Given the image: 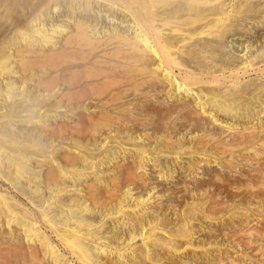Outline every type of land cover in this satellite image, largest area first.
<instances>
[{
  "label": "rangeland",
  "instance_id": "1",
  "mask_svg": "<svg viewBox=\"0 0 264 264\" xmlns=\"http://www.w3.org/2000/svg\"><path fill=\"white\" fill-rule=\"evenodd\" d=\"M208 1L205 9L202 7L203 3L202 5L200 3L199 7H195V4L191 6V3H188L186 8L191 7L190 11L192 12L190 13H193L194 10L196 12L199 9L201 11L205 10L204 13L211 12L215 17L216 14L219 16L220 12L221 15L225 12L226 15L224 13L223 22L216 23L211 20L212 24H216H214V27L211 25L210 35L194 34L192 38L188 39V41L186 39L185 43L181 44L183 46L180 47V51L172 50L173 57L176 58L179 66L173 64V77L175 76L174 79L177 81H181V79L185 81L186 78L183 79V77L187 75L185 83L191 86V89L187 92L176 91L177 88L173 81L170 82V80L164 78L161 72L153 71L154 61L151 64L152 60L140 62V67L138 66L139 62L135 64L136 67L131 64L133 68L130 66L123 67L126 69H124L125 74L127 73L126 71L132 73H127L128 78L126 75L123 76L121 71L123 68H121L122 74H114L113 79L108 78L109 82H107L108 80L106 83L104 81V86L107 85L108 87H106V91L102 87L103 83L101 82L99 85L103 90L101 88H99L100 91L97 90L99 96L97 93H95L97 96L94 94L96 97L92 95L94 99L97 98L95 100L93 98L92 100L91 96H89L85 100L75 101L71 98L72 94H70L72 100H69L70 98L65 100V96L63 98L60 96L57 99L54 96L55 88H57V92L63 90L67 93L68 90L71 93L72 91L70 87H66L68 88L67 90L66 88L63 89L64 87L60 82H57L58 85L56 84L52 91H44L49 93V97L45 96L46 98H43L37 96L41 88L38 86L36 88L30 81L26 85L25 83L20 84L14 77L3 79L0 85L1 88H5L7 81L11 80L12 82L14 80L15 87L19 86V89H23V93L30 92L28 95L25 93V99H32L35 95L39 99L37 101L34 100L33 104L36 102L40 104L39 106L37 105L38 108L28 105L31 109L33 108L32 110L35 107L36 109L35 113L34 111L27 113V111H19V107H27L25 101L24 104H21L23 98L21 100L18 96H15L10 101L5 98L6 96L0 97V105L2 106V111L7 114L6 117L8 116V119L14 117L12 120L9 119L11 123L13 122L11 124L14 126H11L13 131H10L12 129L2 128V131H5L3 134H5V139H11L9 137L12 135L14 139L16 135L13 141H17L14 146L10 144V147L5 143L7 145L4 146L5 150L17 155V157H20L18 153L24 152L21 155L26 156L32 150L33 157L39 160L38 163H34L35 161L32 158V161L29 164L27 163L28 166L30 165V169L33 167L28 173L30 172L31 178L34 175L32 179L36 184L33 181L31 183L23 181L16 183L13 179H11V183L0 178V192L4 193L7 198L13 199L12 202L15 204L17 203L15 208L19 207V210H16L21 211V208L25 206V209L28 208V211L40 218V209L42 207L44 209L47 208V210L45 209L46 213L48 212L50 218L53 219L57 227L59 225V228L62 221L63 223L67 221L71 224L82 218L89 220L92 228L81 225V229L85 231L89 228L91 229L89 231L93 234L96 231V239L101 235L102 239L100 237L98 241L108 245L107 248L109 249H105L110 251L108 252V257L104 256L106 253L104 255L101 253L102 256L99 255L97 258V260L99 259L98 261H103V263L105 261L104 264H223L222 262L228 256L229 259L233 260L232 264H264V0ZM223 1L225 2L224 4ZM173 3L169 5L175 7L178 4L176 2ZM61 8L62 5H60ZM95 11L96 8L94 13ZM195 11L194 13H196ZM91 13L93 12L91 11ZM212 15L210 18L213 17ZM98 18L102 20L105 16H99ZM107 20H102L103 24L101 23V26H104V29L111 27L110 22H113H108ZM106 21L107 24L105 23ZM116 23L119 24V21H115L114 24ZM219 24L222 27L225 26L217 28ZM119 25L122 29L127 24ZM202 26L203 23L197 21L185 29L189 27L188 31L193 34L194 30H199ZM128 27L125 26L124 28L128 30V33L132 32L131 28ZM204 49L208 50L205 51ZM243 64L248 66L246 70L239 71L232 76L227 74L229 70L239 68ZM143 65H145V68ZM147 71L150 72L148 73ZM78 72V76H84L86 71L79 69ZM193 74L194 77L191 76ZM112 76L110 77L112 78ZM193 78L196 79L195 82L192 80ZM25 86L27 87L26 89ZM93 90L96 91V89ZM42 91L40 92L41 94L44 93ZM113 93H117L115 94L116 96ZM31 95L32 97H30ZM55 97L56 100H54ZM48 98H51L50 101H48ZM88 98L90 99L88 100ZM43 101L46 104L49 102V106ZM58 101L62 102L60 106L57 105ZM15 103L21 106L10 109ZM42 104L43 107L41 106ZM101 114L104 115L102 116ZM87 116L90 117L88 118ZM6 117L2 120L4 121ZM30 117L33 121L39 122L34 124L32 122L26 123V120ZM7 118L6 122H8ZM2 120L0 119V122ZM15 121L17 122L14 123ZM40 123H44L42 125L43 129ZM227 127L233 128L227 129ZM30 133L31 135H28ZM26 134L27 136L25 137ZM36 135L38 137H35ZM130 139L131 141H129ZM34 140H37V143ZM31 141L37 144L34 147L36 149L29 147ZM139 149L144 150L139 152ZM222 149L224 150L223 152ZM14 151H16V154ZM20 151L22 152L20 153ZM143 152L146 153L141 161ZM59 154H63V156L66 154L68 158L66 155L62 157ZM48 170L55 172V177L59 174L58 177L60 176L61 180L55 178V183L50 181L43 183L45 171L47 172ZM63 172L67 174L70 172L68 174L69 178L67 175L64 176ZM72 175L76 178L78 175L80 180L77 178L76 180L79 181L74 180L76 182L74 183L72 178L74 179L75 177H72ZM112 177L113 179L110 180ZM132 180L133 182H131ZM135 181L138 182L136 183ZM42 183L44 185L50 183L51 190L52 185L54 188L56 186L58 188L60 184H63L62 187L67 186V194L64 193L58 198V196L53 194V191L46 187L44 188ZM90 183L93 184L91 185ZM115 187L117 188L115 189ZM32 189H36L41 193L43 191L44 198L48 194H53L54 196L51 195L52 197L56 196L55 198H58L63 203L72 204L71 200H74L76 205H72L70 208L67 205L59 208L58 206L55 207L56 204L54 205L53 201L52 204L47 205L48 203L41 201V196H37V193L33 192ZM74 189L78 190V192ZM92 189H94L96 194ZM126 190L128 193L129 191L131 192L127 197L125 194ZM91 193L93 194L90 195ZM107 193L108 195H106ZM88 194L90 198H88ZM130 194L134 199L130 198ZM94 197L100 203L102 202L101 204L97 202L100 204H97L100 210L94 208L96 211L85 213L78 208L82 200L91 206L92 203L96 202V200L92 199ZM140 199L144 201L143 204L139 202ZM19 203H21L20 206ZM119 203L125 204L122 205L124 208L123 212H121L122 214L115 212ZM84 220L81 221L83 223L87 222V220ZM40 222L41 231L43 230L50 237L53 244L57 245V249L66 257H69V260L72 259L67 251L62 249L61 244L57 242L47 223H44V221ZM153 225L155 229H158L154 230L156 235H152L151 238L146 239V243H142L138 232H145L147 228L149 229ZM1 227L3 228L4 226H0V232L5 235L4 233L9 228L7 230L5 227L4 229ZM11 228L13 233L15 227L11 226ZM247 230L250 232L248 234L250 238L248 248L244 244V239L241 235L242 231L247 232ZM156 231L158 232L156 233ZM185 232H187L186 235L190 236V238L188 236L187 238L185 237L188 239L187 241L184 238ZM130 233L135 238L132 239L133 241L127 242ZM19 245H22V242ZM91 250L95 251L93 252L94 254L100 252V250ZM48 261L46 263L44 261V264H52L50 261L48 263ZM73 263L78 264L74 260Z\"/></svg>",
  "mask_w": 264,
  "mask_h": 264
},
{
  "label": "bare ground",
  "instance_id": "2",
  "mask_svg": "<svg viewBox=\"0 0 264 264\" xmlns=\"http://www.w3.org/2000/svg\"><path fill=\"white\" fill-rule=\"evenodd\" d=\"M213 1H211V2H213ZM173 2L174 3L176 2V4L177 3L178 4L175 7L174 6L171 7L169 4H172ZM208 2H209L208 0H0V85H1V82L3 81L4 78H6V77H10V78L14 77V79L15 80L17 79L18 82H20V84L21 83H23V84L27 83L28 84V82L30 81L31 83H33V86H35V87L38 86L39 88H41L40 92H41V90H43L42 92H44V91H48V90L52 91V89H54V87H56V84L58 85L57 82H60V84H62L63 87H64V88L62 87L63 89H65L66 87H70V89L72 91H71V93H69L68 90H67L68 88H66L67 93L64 92L63 90L57 92V88H55L56 90L54 92V96H56L57 99L60 98V96L62 98L65 96V100L66 99L68 100V98L71 97L70 94H72L71 98H73V100H75V101H81L82 99L85 100V98H87L89 96H91V99L92 98L94 99V97H96L97 94L99 96V93L97 92V90L100 91L99 88L102 89V87H104V89L106 91V89L108 87H107V85L104 86V84L106 83L108 78L113 79L114 74L118 75L119 73H121V71L123 72V76L126 75V77H127L128 74H132V73H128V71H126L128 74L127 73L125 74L124 69L126 68V66L127 67H129V66L132 67L131 64H134V67H136L135 64H137L138 62H139V64H138V66H139V65H141L140 62H142V61L152 60L151 64L154 61L153 62L154 66H153V68L152 67H150V68H152L153 71H158L159 73L161 72V74H162V76L164 78H167L168 80H170V82L173 81L175 86H176V88H177L176 91L181 90L183 92H187V91H189L191 89V86L186 85V83H185V81L187 80V77H186L187 75H185L184 77L182 76L183 79L186 78L185 81L182 80V79H181V81H177L176 79H174L175 76L173 77L174 73L172 72V70H173L172 66H173V64L177 65V61H176V58L173 57L172 50L176 49V50L180 51L181 50L180 47L183 46L181 44H183V42L186 41V39L188 41V39L192 38V36L194 34L195 35L196 34H198V35L209 34L210 31H211V25L214 27L215 26L214 24H216L217 22H219V23L223 22L224 13L225 12H223L222 15H221V12H220L219 16H218V14L214 13V14H216V17H215V16L212 15L213 13H211V12L210 13L209 12L204 13L205 10L201 11L199 9L200 11L197 10V12L194 10L196 13H194V11H193V13H190V12H192V11H190L191 7L190 8H186V5L188 3H191L190 4L191 6L193 4H195V7L196 6L199 7V4L201 3V5H202V3H203L202 7H204V9H205V5H207ZM224 3L225 2L223 1V4ZM60 5H62L61 9H60ZM220 5H221V3H220ZM238 7H239V5H238ZM95 8H96V11L94 13V9ZM232 8H234V7H232ZM208 9H210V8H208ZM91 11L93 13H91ZM212 11H213V8H212ZM101 13H103V14H101ZM186 13L189 14V15H187ZM185 14L187 15V17H186ZM211 15L213 16L212 18H210ZM225 15H226V13H225ZM99 16H103V17L105 16V18L108 19L107 20L108 22L109 21H113V22H110L111 27H108V29H104L105 27L103 26L104 27L103 28L101 26V23H102L103 19L104 20H106V19L103 18L102 20H100L101 18L99 19L98 18ZM225 19H226V16H225ZM211 20H213L216 23L212 24ZM107 21L105 22L106 24H107ZM115 21L116 22L119 21V24H124V23L127 24L125 26H129L128 28H131L132 32L128 33V30H126L124 28L125 26H123L122 29H121L119 27L120 26L119 24H117V23L114 24ZM197 21L203 23V26H202L201 29L194 30L193 34H192V32L190 33L188 31L189 27L187 29H185L187 26H189L190 24L192 25L193 23H196ZM185 25H187V26H185ZM219 25L217 26V28L218 27L219 28L222 27L221 25L220 26ZM106 27H107V25H106ZM190 28H191V26H190ZM186 30H187V32H186ZM189 33L192 34V35H190ZM208 49H206V50H208ZM200 55H202V54L200 53ZM190 58H192V57H190ZM202 64H203V62H202ZM144 66L145 65H143V67ZM123 67H125V68H123ZM247 67L248 66L246 64H243V66H241L239 68L229 70V72L227 74H229V76L235 75L239 71L246 70ZM121 68H123V69H121ZM79 69L80 70L82 69V71H86L84 76H82L81 74L80 75L82 77L78 76V74H79L78 70ZM120 69H121V71H120ZM80 73H81V71H80ZM110 76H112V78ZM153 76H154V74H153ZM191 76L194 77V74L191 75ZM221 76H222V74H221ZM236 76H238V75H236ZM117 77H115V78H117ZM188 77L190 78L189 74H188ZM129 78H131V77H129ZM157 79H159V78H157ZM217 79H218V77H217ZM192 80H194V82L196 81L195 78H193ZM104 81H105V83H104ZM197 81H202V80H197ZM13 82H14V80L12 82H11V80L7 81L6 84H5V88H1L0 87V97L6 96L5 98L9 99L10 101H12V99L15 96L16 97L18 96L21 100L23 98V101L21 102V104L22 103L24 104V101H25L27 103L26 104L27 107L26 108L19 107L21 109V110L19 109V111H27V113L28 112L32 113L34 111V113H35V109H36L37 105L39 106L40 104H38V102L33 104V101L34 100L37 101L39 99V97H43V98H46L45 96L49 97V95H48L49 93L44 92L43 94H41L39 92V93H37V96H39V97L34 95V97L32 99L31 98H28L29 100L25 99L24 97H26V95H25L26 92L23 93V91H22L23 89H19L20 88L19 86H16L17 87L16 88L15 87V83H13ZM101 82L103 83V85L101 84L102 87L99 85ZM107 82H109V80ZM213 82H214V78H213ZM161 84H163V83H161ZM174 84H173V86H174ZM197 84H195V85H197ZM26 88L27 87L25 86V89ZM93 89H96V91L93 90ZM121 90H122V88H121ZM28 93H30V92H27L26 94L28 95ZM55 93H56V95H55ZM95 93H97V94H95ZM100 94H102V92H100ZM115 94H117V93H115ZM212 94H214V93H212ZM32 95L30 97H32ZM92 95H94V97H92ZM50 97H53V96H50ZM56 97H55L54 100H56ZM109 97H111V96H109ZM216 97H217V95H216ZM71 98L69 100H72ZM50 99L48 101H50ZM89 99L90 98H88V100ZM95 99H97V98H95ZM115 99H116V97H115ZM113 100H114V98H113ZM211 100H213V99H211ZM18 101L20 102V100H18ZM45 101H43V102L45 103ZM106 101H107V99H106ZM51 102H52V100H51ZM58 103H57L58 106H60L62 104V102H59V101H58ZM28 105H30V106L32 105L31 107H33V106H36V107H35L34 110H32L34 107L31 109V107L28 106ZM55 105H56V103H55ZM18 106H21V105H17L15 103V104H13V106H11L10 109H15ZM41 106L43 107V104ZM47 106H49V104ZM186 106H187V104H186ZM198 106H199V104H198ZM9 107H10V105H9ZM223 107H225V106H223ZM6 115L7 114L5 113V111H2V106L0 105V119L2 120L4 117H6ZM101 115L103 116L104 114H101ZM48 116H49V114H48ZM6 118H5L4 121L2 120V122H0V128H1L0 129V178H2L3 180L5 179L6 181H10V182H11V179H13V180L16 181V183H21L22 181L25 182V183H29V182L31 183L32 181L34 182V180L32 179V178H34V175L31 178L30 177L31 175L29 174L30 172L28 173V171H30L33 168L32 167L30 169V165L28 166L29 162L32 161L31 159L32 158L34 159L33 160V161H35L34 163H38L39 162L38 159L33 157L34 156L32 154L33 151L31 150L29 152V154L26 153V154H28L26 156H24V155L22 156L21 154H23L24 152L21 153L22 151H20L21 154L18 153V155H20V157H17V155H14V154L8 152L4 148V146H7V145H9V147H10L11 146L10 144H13V146H14V144H16L15 142H17L16 140L13 141L15 139V137H16V135H15L14 139H13V137H12L13 133L11 134L12 136L9 137L11 139H5V136H4L5 134H3V132H5V131H2V128H6V129H9V130L12 129L11 126H13V125H11V124H13V122L11 123V120L14 119V117L12 119L9 118L11 120H9L7 118L8 122H6ZM104 120H105V118H104ZM17 121H15L14 123H16ZM93 121H95V120L93 119ZM27 122H32L34 124V123H37L39 121L35 122L30 117L29 119L26 120V123ZM43 124L44 123H42L40 125L42 129H43V126H42ZM64 128H65V126H64ZM228 128L229 127H227V129ZM230 128H233V127H230ZM35 129H37V128H35ZM42 129H40V130H42ZM55 129H56V127H55ZM234 130H236V129H234ZM251 130H250V132H252ZM10 131L12 132L13 129L10 130ZM243 131L245 132V130H243ZM32 134H33V132H32ZM52 134H50V135H52ZM28 135H31V133L28 134ZM26 136H27V134L25 135V137ZM35 137H38V136L36 135ZM32 141H31V143L29 142L30 146L28 145L30 148L31 147L34 148L35 146H37V144H35V142L32 143ZM34 141H36V143H37V140H34ZM129 141H131V139ZM5 143H7V145H5ZM29 143H27V144H29ZM237 144H239V142H237ZM22 145L25 147L24 144H22ZM34 149H36V148H34ZM28 150H30V149H28ZM143 150L144 149H141V150L139 149V152H141ZM121 151H122V149H121ZM124 151H126V150H124ZM223 151L224 150L222 149V152ZM14 153L16 154V151H14ZM62 153H64V152H62ZM145 153L143 152L142 157H141V153H140L141 161H142V158H143ZM65 155L63 156V154H62L60 156L65 157ZM67 156L68 155H66V157ZM137 156H139V155H137ZM213 158H214V156H213ZM65 160H67V159H65ZM139 161H140V159H139ZM141 161H140V164H141ZM122 167H123V165H122ZM117 168H119V167H117ZM52 170H53V168H52ZM94 170H96V169H94ZM50 171L49 170L47 172L45 171V179L43 178L44 179L43 183L45 181H47V183L49 181L55 183V181H54L55 178H58V180L60 179L59 178L60 176L58 177L59 174H57V176L55 177L54 176L55 172H52V171L50 172ZM73 171H75V170H73ZM68 174L63 172L64 176L67 175V177H68ZM129 175H131V174H129ZM41 176H42V174H41ZM73 176L74 175H72V177ZM260 176H261V174H260ZM78 177L79 176L77 175V178ZM63 178H65V177H63ZM77 178L76 177L74 179L72 178V180L73 181L75 180V181L78 182L80 179L78 178L79 180H76ZM122 178H123V176H122ZM128 178H131V177H128ZM112 179H113V177L110 180H112ZM38 181H39V179H38ZM75 181H74V183H76ZM138 181H140V179H138ZM131 182H133V180ZM113 183H115V182H113ZM49 184L48 185L47 184H45V185L43 184L44 188L46 187L49 190H51ZM51 184H53V183H51ZM55 186H56V184H55ZM60 186L58 188L56 186L57 189L54 188L53 185L51 187L52 188L51 191H53L54 192L53 194L58 196V198L61 195H63L64 193H66V191H67V188H66L67 186L66 187H62L63 184L62 185L60 184ZM113 187H112V190L114 191ZM106 188H107V186H106ZM116 188L117 187H115V189ZM33 189H32V191L37 193L36 194L37 196L40 195L41 196L40 197L41 201L43 200V202L44 201L47 202L48 203V204L46 203L47 205H50V203L52 204V201H53L54 205L56 204L55 207L58 206L59 208H62V206L66 207V205L70 208V206L72 207V205H76V203H74V200H71V199L70 200L72 201V204L63 203L58 198H55L56 196L52 197L51 195H53V194H48L44 198L45 195L43 196V191L41 193L40 191H38L36 189L33 190ZM99 189H101V188H99ZM74 190H76V189H74ZM127 190L125 192L126 197H127V195H129V193H131L130 191L128 193ZM92 191H94V189H92ZM76 192H78V190H76ZM73 193H75V192H73ZM94 193H95V191H94ZM114 193H112V194H114ZM92 194L93 193H91L90 195H92ZM112 194H110V195H112ZM90 195L88 196V198H90ZM106 195H108V193ZM97 197H98V195H97ZM51 198H53V199L55 198V199L51 200ZM130 198H133V197H131V194H130ZM139 198H141V197H139ZM92 199L96 200V202L92 203L91 206H90V204L86 203V201L82 200V202H80V204L78 205L79 206L78 208L81 209V211H84L85 213L88 212V211L89 212L96 211V210H94V208H97V210H100V208L97 206V204L100 205L102 202L100 203L99 201H97V199L95 197L92 198ZM125 199H127V198H125ZM50 200H51V202H50ZM141 200L142 199H140L139 202H141L143 204L144 201L143 200L141 201ZM12 201H13V199L7 198L4 195V193L0 192V223H1L0 226H4L7 230H8V228L10 230V231L8 230L6 232L7 235H6V233H4L5 235H3V233L0 232V264H44V261L46 263L47 260H49L50 263H52V264H74L73 260L76 263H78V264H104L105 263V261L103 263V261H98L99 259L97 260L98 256L101 255V253L103 255H104V253H106L104 256H107L109 254L108 252H110V251H106L105 250V249H107V250L109 249V248H107L108 245L102 244L100 241H98V240H100L101 235H100V237L98 239H96V237H97V236H95L96 235V233H95L96 231L95 232L93 231L94 232V234H93L92 232H90L91 229H89V228H88V230H85V231H82V229H81V225H84V227H85V225L87 227H89V226L91 227V223H89V220L86 219L87 222L83 223V221H81V220H84V218H82V219L79 218L80 219L79 221H75L74 223H71V224L68 223L67 221H64V223L62 221V223L60 222L61 226L59 228V225L57 227L55 225V223L53 222V219L50 218V216L48 215V212L46 213L45 209L47 210V208L44 209L42 206H40V207H42V209H40V218H38L37 216H35L34 213L28 211V208L25 209L26 208L25 206H24V208H21V211H18L19 207L15 208V206H17L16 205L17 203L15 204ZM62 201H64V200H62ZM136 201H137V199H136ZM97 202H99L100 204L97 203ZM121 202H122V200H121ZM20 204L21 203H19V206H20ZM116 204H117V202H116ZM123 204L119 203V206L117 205L118 209H117V211H115L116 213L122 214L121 212H123V209H124L123 206H122ZM16 209H18V210H16ZM101 209H103V208H101ZM50 210H53V209H50ZM125 210H126V208H125ZM100 215H102V214L100 213ZM82 216H83V214H82ZM104 216H102V217H104ZM69 219L71 220V218H69ZM66 220H68V219H66ZM86 220H84V221H86ZM90 220H91V218H90ZM40 221H44V223H47V225L49 226V230L50 229L52 230V232L51 231L50 232L54 235V237L57 240V242H59L61 244V246L63 247L62 249H65L67 251V253L69 254L70 258H72V259L69 260L68 259L69 257H66L59 249H57L58 248L57 245L53 244L52 240H50V237L43 230L41 231L42 227H40V224H39V223H41ZM102 223H104V222H102ZM153 224H154V221H153ZM150 225H151V223H150ZM11 226L15 227L13 233L11 232L12 231ZM44 226H46V225H44ZM4 227L3 228L1 227V228L4 229ZM82 228H83V226H82ZM105 228H106V226H105ZM159 228H161V227L159 226ZM141 229H142V225H141ZM156 229H155L154 225H153V227H150L149 229L147 228L145 232H143L142 231L143 229H142L141 230L142 232H140V233L138 232V235L140 237V241H142V243H144V242L146 243V239L148 240L149 237L151 238L152 235L154 236V234H155L154 230H156ZM92 230H94V229H92ZM242 230H243V228H242ZM249 230H247V232L246 231H242L241 232L242 238L244 239V244L247 246V248H248L249 239H250L249 235H248L250 233ZM160 231H162V230H160ZM10 232H11V234H10ZM157 232L158 231H156V233ZM184 234H185L184 238L185 237L187 238V236L190 238L189 235H186L187 232H185ZM138 235H136V236H138ZM134 238H135V236L130 233L129 238H127L128 239L127 242L132 240V239H134ZM101 239H102V237H101ZM155 239H156V237H155ZM169 240H171V239H169ZM187 240L188 239H186V241ZM19 241L22 242V245H19V244H21V242H19ZM18 242H19V244H18ZM104 243H105V241H104ZM100 244H101V246H99ZM165 244H167V243H165ZM128 245H129V243H128ZM160 245H162V244H160ZM91 249H94V250H97V251L100 250V252H96L94 254L93 252H95V251H93ZM190 249H191V247H190ZM134 250H135V248H134ZM135 252H137V251H135ZM120 255H119V257H120ZM228 257H227V259L225 261L222 262L223 264H232L233 263L232 262L233 260L229 259ZM131 258H133V257H131ZM49 261H48V263H49Z\"/></svg>",
  "mask_w": 264,
  "mask_h": 264
}]
</instances>
